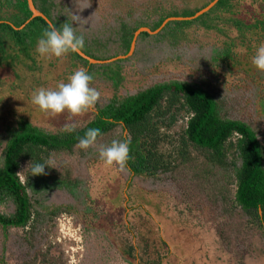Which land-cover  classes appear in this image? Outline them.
Returning <instances> with one entry per match:
<instances>
[{"label":"trees","instance_id":"trees-1","mask_svg":"<svg viewBox=\"0 0 264 264\" xmlns=\"http://www.w3.org/2000/svg\"><path fill=\"white\" fill-rule=\"evenodd\" d=\"M33 1L49 21L41 16L33 17L28 0H0V66L12 69L17 78L22 68L42 72L36 47L43 30L49 23L58 28L71 23L72 15L76 14L87 20L84 25L73 22L74 27H79L77 35L85 37L81 51L105 62L91 63L78 52L71 53L65 58L62 80L68 82L77 69H86L93 76L91 86L101 93V99L90 119L77 123L75 132L66 133L63 128L52 131L21 118L15 124L9 123L0 134V147L4 146L0 157L1 252L14 228L29 227L28 235L33 237L43 212L53 220L63 212L83 211L82 195L88 188L82 185L86 178L77 175V168L69 158L85 152L76 147L77 138H83L88 129L94 128L102 132L97 143L102 138H109L110 144L113 140L130 141L128 189L137 178L156 182L168 173L175 180L186 177L207 194L228 225L231 217L240 216L235 230L239 239L245 231L246 237L264 239L263 130L259 125L229 117L225 101L209 81L164 74L182 58L171 57L166 51L180 53L184 47L192 50L198 45L201 29L225 37L222 46H212V60L210 53L202 58L196 51L189 59H182L184 64H191L200 74L205 66L230 70L241 65L234 50L237 41L246 38L254 24L243 19L239 0H219L197 17L194 16L215 0L201 4H196V0ZM257 25L264 30L263 19H258ZM144 27L153 33L141 32L134 53L128 56L136 32ZM233 30L237 31V38L232 36ZM119 56L122 58L116 59ZM256 74L264 78V73ZM106 92L109 97L105 96ZM186 116H190L189 120L180 125L179 120ZM91 149L89 155L97 152L99 156L97 149L90 153ZM49 157L53 159V167L45 168L46 180L41 175H31L30 168L27 180H21L20 170L25 164ZM54 185L67 188L71 200L46 205L35 201L30 194V189L38 193L40 187L50 189ZM184 196L189 194L185 191ZM8 201L15 206L10 214L2 210ZM220 233L225 239L227 228ZM126 247L134 252L137 246L128 242ZM36 256L23 264H58L56 259L41 256L39 252ZM0 264H10L4 254H0Z\"/></svg>","mask_w":264,"mask_h":264},{"label":"rangeland","instance_id":"rangeland-1","mask_svg":"<svg viewBox=\"0 0 264 264\" xmlns=\"http://www.w3.org/2000/svg\"><path fill=\"white\" fill-rule=\"evenodd\" d=\"M204 1L196 0V4ZM238 4L245 22L254 24L246 38L237 41L234 50L241 65L230 70L205 66L200 74L191 64H184L182 59H189L196 51L202 58L203 54L210 53L212 60V46H222L225 37L201 29L198 45L192 50L184 47L180 53L175 50L177 54L173 50L166 51L165 54L174 58L180 55L178 63L182 66L170 65L164 74L178 79L209 81L219 90L216 92L225 101L229 117L259 125L264 132V78L256 74L259 70L252 63L257 48L264 43V30L257 25L258 19L264 20V0H239ZM232 36L237 38L236 30L232 31ZM39 60L42 72L22 68L19 78L12 69L0 66V134L9 123L15 124L21 118L57 131L65 124L84 122L92 116L93 111H89L71 119L67 113L52 118L32 103L35 90L55 89L60 82H65L62 76L66 59ZM104 94L110 96L109 92ZM108 141L109 138H102L98 145H110ZM3 148L0 147V157ZM96 149L92 148L90 153ZM83 153L79 152L77 159L69 158L77 168V175L86 178L82 185L88 188L82 195L85 198L81 205L83 211L80 214L63 212L53 220L45 212L41 213L35 235H28L29 229L14 228L5 243L4 253L0 237V254H4L10 264L30 262L38 252L56 259L58 264H182V260L187 264H264V239L246 237L245 230L239 239L235 230L240 216L231 217L228 225L220 218L221 210L194 185L195 182L186 177L175 180L168 173L156 182L137 178L128 189L131 181L126 179V170L120 172L118 168L105 167L97 152L94 155H89L88 150ZM28 166L25 164L21 169L25 181ZM40 178L46 180L47 175ZM39 190L33 193L30 189V194L35 201L46 202V205L71 200L67 188L54 185ZM185 191L189 196H184ZM2 210L10 214L15 206L8 201ZM224 228H227L225 239L220 233ZM128 242L136 244L134 252L126 247Z\"/></svg>","mask_w":264,"mask_h":264},{"label":"clouds","instance_id":"clouds-1","mask_svg":"<svg viewBox=\"0 0 264 264\" xmlns=\"http://www.w3.org/2000/svg\"><path fill=\"white\" fill-rule=\"evenodd\" d=\"M71 21V23L62 24L59 28L49 23L37 42L36 52L39 58L47 60L56 58L63 61L69 54L77 53L84 48L85 37L83 34L77 35L79 27H74L73 22L84 25L87 24V20H82L79 15L73 14ZM252 63L261 73H264V43L257 48L252 57ZM92 81L93 76L86 69H77L68 78V82H60L55 89L41 87L35 90L31 97L32 103L52 118L65 113L70 119L83 116L89 111H96V106L101 99V93L91 86ZM179 124L182 125L181 119ZM77 127L78 124L75 122L65 124L63 131L72 133L77 130ZM101 136L102 132L99 128L88 129L83 138H77L79 142L76 147L85 151L89 148H98L99 158L105 167H115L120 172H124L131 158L130 141L113 140L110 145H98V138ZM46 167H53L51 157L42 162L31 161L28 166L31 175H46ZM20 178L25 182L21 176V170Z\"/></svg>","mask_w":264,"mask_h":264},{"label":"water","instance_id":"water-1","mask_svg":"<svg viewBox=\"0 0 264 264\" xmlns=\"http://www.w3.org/2000/svg\"><path fill=\"white\" fill-rule=\"evenodd\" d=\"M218 1H219V0H215V1L212 2L210 5H208L205 9H203V10H201L199 13H197L194 17L200 16L201 14L207 12V11L210 10V9H211V8H212V7L218 2ZM28 2H29V7H30L31 11L33 12V17L41 16V17H44L45 19L48 20L47 16H46L44 13H42L41 11H39V10L36 8V6L34 5V1H33V0H28ZM170 19H173V18H170ZM170 19H169V20H170ZM169 20H167V21H169ZM48 21H49V20H48ZM167 21H166L165 23H167ZM143 31H148V32H150V33H153V32L151 31V29H150V28H147V27H144V28H141L140 30H138V31L136 32V37H135V40H134V42H133L132 49H131L130 53L128 54V56L132 55L133 52L135 51V49H136V40H137L139 34H140L141 32H143ZM156 32H157V31H156ZM156 32H155V33H156ZM78 53L81 54L83 57L87 58L91 63H102V62H105V61H100V60L93 59V58L89 57L88 55H86V54H85L84 52H82L81 50H80ZM119 58H122V56H119V57H117L116 59H119ZM111 61H112V60H111ZM106 62H107V61H106Z\"/></svg>","mask_w":264,"mask_h":264},{"label":"built area","instance_id":"built-area-1","mask_svg":"<svg viewBox=\"0 0 264 264\" xmlns=\"http://www.w3.org/2000/svg\"><path fill=\"white\" fill-rule=\"evenodd\" d=\"M189 117H190V116H186L185 118H182V119H181V123H182V124L186 123V122L189 120ZM234 186L236 187V185H234Z\"/></svg>","mask_w":264,"mask_h":264},{"label":"crops","instance_id":"crops-1","mask_svg":"<svg viewBox=\"0 0 264 264\" xmlns=\"http://www.w3.org/2000/svg\"><path fill=\"white\" fill-rule=\"evenodd\" d=\"M166 256H167V255H164V257H166ZM191 256L195 257L194 255H191ZM164 257H163V258H164ZM163 258H162V259H163ZM182 258H185V257L183 256ZM192 262H193V261H192ZM182 264H187V262L182 260ZM194 264H196V263H194Z\"/></svg>","mask_w":264,"mask_h":264}]
</instances>
